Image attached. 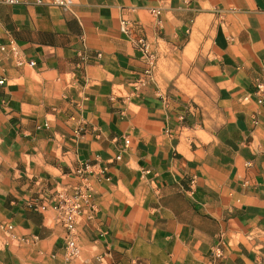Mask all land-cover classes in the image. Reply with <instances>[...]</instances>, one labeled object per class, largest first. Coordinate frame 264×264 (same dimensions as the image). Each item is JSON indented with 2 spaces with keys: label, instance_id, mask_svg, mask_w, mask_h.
<instances>
[{
  "label": "crops",
  "instance_id": "1",
  "mask_svg": "<svg viewBox=\"0 0 264 264\" xmlns=\"http://www.w3.org/2000/svg\"><path fill=\"white\" fill-rule=\"evenodd\" d=\"M0 264H264V0L0 3Z\"/></svg>",
  "mask_w": 264,
  "mask_h": 264
},
{
  "label": "built area",
  "instance_id": "2",
  "mask_svg": "<svg viewBox=\"0 0 264 264\" xmlns=\"http://www.w3.org/2000/svg\"><path fill=\"white\" fill-rule=\"evenodd\" d=\"M18 0H0V3H17ZM37 3H41V0H36ZM50 2L54 5H58L63 9H69L72 5V0H50ZM127 24L126 20L122 21V28L125 30V25ZM6 47H2L1 50H4ZM10 48L13 53H16V47L10 43ZM141 51L144 53L145 58L148 60L149 64L153 63L152 55L148 53L146 44L142 41L140 42ZM17 63L22 64L23 58L17 55ZM26 64L29 66H34L35 61H26ZM146 74H149V70L146 71ZM259 90L261 86L258 87ZM262 100L259 99V103ZM129 143L128 140L124 141L125 146ZM119 158V156H117ZM89 166L83 165L82 167L77 169V172L81 175L87 172ZM91 193L87 190L78 187L74 189L72 192L68 193L66 190L56 191L53 194V200L55 202V209L57 210L56 221L61 223L67 234L65 236V248L66 253L69 258H75L78 256V246L76 244V237L74 234V226L77 222V219L82 215L85 207L93 208V204L90 202Z\"/></svg>",
  "mask_w": 264,
  "mask_h": 264
}]
</instances>
